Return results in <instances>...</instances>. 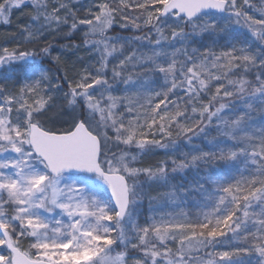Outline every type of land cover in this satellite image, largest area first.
<instances>
[{
    "label": "snow or ice",
    "instance_id": "snow-or-ice-1",
    "mask_svg": "<svg viewBox=\"0 0 264 264\" xmlns=\"http://www.w3.org/2000/svg\"><path fill=\"white\" fill-rule=\"evenodd\" d=\"M16 12L0 264H264V0H0Z\"/></svg>",
    "mask_w": 264,
    "mask_h": 264
},
{
    "label": "rangeland",
    "instance_id": "rangeland-1",
    "mask_svg": "<svg viewBox=\"0 0 264 264\" xmlns=\"http://www.w3.org/2000/svg\"><path fill=\"white\" fill-rule=\"evenodd\" d=\"M25 18V21H21L20 19H23ZM18 22V23H17ZM26 22V17L21 13V12H16L15 14V32L11 31L10 33H7L6 34H3V35H0V46H5V41L6 40H9L11 39V37L13 35H18V28L21 24L25 23ZM127 35H139V33H126ZM61 43H64V41H61ZM8 46H12V45H8ZM78 57H83L85 60H87L88 58V52L81 49L79 52H76L74 55H70V64L73 63V62H76V67L77 68H80L82 67L81 64H79L77 62V58ZM164 158V154L163 153H159L155 159H163Z\"/></svg>",
    "mask_w": 264,
    "mask_h": 264
},
{
    "label": "trees",
    "instance_id": "trees-1",
    "mask_svg": "<svg viewBox=\"0 0 264 264\" xmlns=\"http://www.w3.org/2000/svg\"><path fill=\"white\" fill-rule=\"evenodd\" d=\"M73 2L75 3L76 0H73ZM15 14H16V13H15ZM15 14H14V16H13V18H12V22H11V24H7V25H6V24H3V23H0V35L6 34V32L9 33V31H10L11 29H13V27H14V25H15ZM74 42H75V43H79V40L76 39Z\"/></svg>",
    "mask_w": 264,
    "mask_h": 264
},
{
    "label": "bare ground",
    "instance_id": "bare-ground-1",
    "mask_svg": "<svg viewBox=\"0 0 264 264\" xmlns=\"http://www.w3.org/2000/svg\"><path fill=\"white\" fill-rule=\"evenodd\" d=\"M21 21H25V18H23V19H20ZM18 23V22H17ZM15 26H16V24L14 25V27H13V29H11L10 31H9V33L11 32V31H13V32H15L16 30V28H15ZM60 43H61V41H60Z\"/></svg>",
    "mask_w": 264,
    "mask_h": 264
}]
</instances>
